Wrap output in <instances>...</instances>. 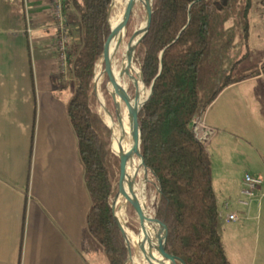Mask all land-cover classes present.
Here are the masks:
<instances>
[{
    "label": "trees",
    "instance_id": "16d2710c",
    "mask_svg": "<svg viewBox=\"0 0 264 264\" xmlns=\"http://www.w3.org/2000/svg\"><path fill=\"white\" fill-rule=\"evenodd\" d=\"M110 2L63 0L71 39L66 73L74 83L66 113L90 200L84 243L92 238L108 264H125L127 247L107 204L119 160L93 90ZM251 7L252 0H152L148 32L135 48L143 83L152 86L140 117L141 148L159 191L153 217L165 223L166 247L185 264H230L217 230L211 161L193 122L228 86L264 75V62L241 69L249 57Z\"/></svg>",
    "mask_w": 264,
    "mask_h": 264
},
{
    "label": "crops",
    "instance_id": "0c3cea01",
    "mask_svg": "<svg viewBox=\"0 0 264 264\" xmlns=\"http://www.w3.org/2000/svg\"><path fill=\"white\" fill-rule=\"evenodd\" d=\"M49 4L0 0V264H108L92 238L84 243L90 200L66 113L74 83L59 70ZM254 11L252 0L249 40ZM200 119L223 142L211 165L237 166L225 163L229 140L258 155L255 173L244 174L263 178L264 75L225 88ZM241 184L240 177L232 198ZM263 198L264 178L249 209H239L244 219L227 223L219 211L230 264H264Z\"/></svg>",
    "mask_w": 264,
    "mask_h": 264
},
{
    "label": "bare ground",
    "instance_id": "6f19581e",
    "mask_svg": "<svg viewBox=\"0 0 264 264\" xmlns=\"http://www.w3.org/2000/svg\"><path fill=\"white\" fill-rule=\"evenodd\" d=\"M133 9H137L134 17L139 16L143 11L146 12L151 0H127ZM122 1L113 0L111 11L117 9V12L109 19V31L104 38V53L101 56L96 70L98 73L105 70L107 73L105 82L109 87L110 94L116 103L125 109L131 120V129L134 137L137 135L138 120L135 118V109L140 98L148 95V89L143 84L141 72L134 62L132 56V47L143 37L146 31L147 15L138 21L134 26L133 32L128 36L122 61H118L117 54V37L116 33L123 21ZM133 17V18H134ZM132 86L134 94L129 95V87ZM101 99L102 96L100 95ZM102 115L103 122L110 130V146L112 152L121 157L128 145V129L125 126L119 113L111 112L103 101ZM146 169L139 160L135 152H131L127 159L126 185L121 192L119 198L113 203L116 210L125 213L130 202L139 203V199L145 187ZM132 216L135 218L140 227L146 232L155 236L159 241L163 238L164 227L151 219L147 198L138 206ZM127 240L132 247L140 250L139 258H132L135 264H168L164 257L157 249L141 238L126 232ZM141 260V262L139 261Z\"/></svg>",
    "mask_w": 264,
    "mask_h": 264
},
{
    "label": "water",
    "instance_id": "95a60500",
    "mask_svg": "<svg viewBox=\"0 0 264 264\" xmlns=\"http://www.w3.org/2000/svg\"><path fill=\"white\" fill-rule=\"evenodd\" d=\"M112 1L113 0H111V2H110V7H109V11H108V24H109V17L111 14ZM121 1H122L121 10H122V15H123V21H122L121 26L119 27V29L116 33L118 61H122V57H123L124 49H125V44H126V41H127L128 35H129V31L131 28L132 19H133L135 13L137 12V10L139 9V7L141 6V4H140V6L137 9H133L127 0H121ZM151 14H152V0H151V3L149 4V6L147 7V10H146V15H147L146 31H145V34L143 35V37L148 32V28H149L150 21H151ZM105 35H104V38H105ZM143 37L132 47L133 58H134L135 48L139 44V42L143 39ZM103 53H104V49H103L101 56L103 55ZM101 56H100V58H101ZM94 71H95V69H94ZM106 76H107V73L105 72V70L98 73L97 76L94 73L93 90H94L96 97H97L98 101L100 102L101 106L103 105V102H102V99H103V101L105 103H107L114 112L120 114L125 126L128 129V145H127L123 155L121 157H119L112 152L119 160V174H118V182H117L116 188L112 193H110V195L108 196V199H107V204H108V206L112 212V215H113V220H114L116 226L120 229V231L123 235L124 242H125L126 247H127L128 256H127V260H126L125 264L126 263L135 264L132 261V249H131L130 243L127 240V236H126L127 231L130 232L131 234L141 238L147 244L155 247L157 249V251L168 262V264H185L181 259L172 255L171 252L166 247L167 227H166L165 223L158 221L153 216H151L152 221H154L158 224H161L164 227L163 238L161 241H159L155 236L146 232L142 227H140L139 224L137 223V221L135 220V218L132 216L133 212L137 208H139L138 206L140 205V203H142L144 201V199L147 197L149 189L153 184L152 170H151L150 164L148 163L147 159L145 158L143 151H142V148H141V124H142V120L140 117L141 108L149 100V98L151 96L152 86L148 89L147 97L140 98L137 102L136 109H135V118L138 120V130H137L136 137H134L132 134V129H131V120H130L129 116L127 115L125 109L120 107L116 103V101L112 98V96L110 94L109 87L106 85V82H105ZM97 89L100 90L102 99L97 94ZM110 149L112 151L111 146H110ZM132 151L138 155L139 160L145 166V169H146L145 187H144V190H143L141 197L139 199V203L130 202L127 206L125 213H121L119 209L116 210L113 207V203L119 198L121 192L123 191V189L126 185L127 159L129 157V154Z\"/></svg>",
    "mask_w": 264,
    "mask_h": 264
},
{
    "label": "rangeland",
    "instance_id": "374dc122",
    "mask_svg": "<svg viewBox=\"0 0 264 264\" xmlns=\"http://www.w3.org/2000/svg\"><path fill=\"white\" fill-rule=\"evenodd\" d=\"M262 1L263 0H254L255 7L257 8V13L255 14V11H254V14H252V17L250 19L249 57L246 61H243L241 65V69H245L251 65L260 66V64H258V61L262 60V58L264 57V16H262L264 15V12L262 11V8H263ZM116 12H117V9L116 8L113 9L111 11L110 17H112ZM145 15H146V12L143 11L139 14V16L134 17L132 19L129 35L133 32L134 26ZM99 60L95 64L96 66L95 71H94L95 74H96L97 64ZM128 93L130 96L134 94V90L132 86L129 87ZM97 94L100 97L101 93L99 89H97ZM108 109L111 112H113L111 107ZM97 112L103 119L101 104L97 108ZM222 144L223 142L220 143V148L222 147ZM223 149L227 150L226 156H225V163H227V161H232L237 166L232 167V166H227L228 164H224L223 169L219 170V169H216L217 163L215 164L214 162H212V165H211L212 186H213V190L215 192V196L217 199L218 210L221 212L224 211L223 203L225 202V200L228 202H233L234 200H236V198L238 197V193L235 198H232V196L235 194L234 191L236 189V183L238 182L240 177L243 178V175L245 172L255 173L256 164H257L256 161H258L259 159L258 155H256L252 150H248V152H243L242 150H238L235 145L230 144L229 140L226 142ZM263 178H264V175H263ZM158 192L159 191H158L157 185L153 183L146 197L147 204L149 206V212L151 213V216H154V213H155ZM263 202H264V198H263ZM218 227H219V231L222 232L224 226L222 224V220H220V217H219ZM139 256H140V250L137 247H132V258H139ZM139 261L141 262L140 259Z\"/></svg>",
    "mask_w": 264,
    "mask_h": 264
},
{
    "label": "built area",
    "instance_id": "2783aa9c",
    "mask_svg": "<svg viewBox=\"0 0 264 264\" xmlns=\"http://www.w3.org/2000/svg\"><path fill=\"white\" fill-rule=\"evenodd\" d=\"M50 2V17L56 29V50L59 70L61 74H65L67 70V50L71 42L68 26L63 13V0H49ZM193 131L196 138L204 145L208 154L214 147L220 145V139L217 136V131L207 127L201 119L193 122ZM263 178L260 175L244 174L242 184L238 193V197L233 202L225 201L223 208L225 212V221L227 223L239 222L245 218L244 213L249 209L252 201L256 197L257 189L262 185ZM235 205V206H234ZM235 207V208H233ZM240 209V210H239ZM222 216L219 212V217Z\"/></svg>",
    "mask_w": 264,
    "mask_h": 264
}]
</instances>
